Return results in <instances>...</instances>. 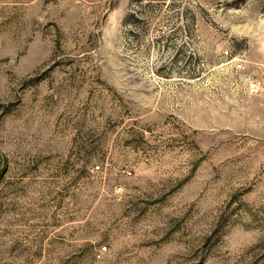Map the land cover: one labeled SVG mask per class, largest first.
I'll return each mask as SVG.
<instances>
[{
  "label": "rangeland",
  "instance_id": "obj_1",
  "mask_svg": "<svg viewBox=\"0 0 264 264\" xmlns=\"http://www.w3.org/2000/svg\"><path fill=\"white\" fill-rule=\"evenodd\" d=\"M0 264H264V0H0Z\"/></svg>",
  "mask_w": 264,
  "mask_h": 264
},
{
  "label": "built area",
  "instance_id": "obj_2",
  "mask_svg": "<svg viewBox=\"0 0 264 264\" xmlns=\"http://www.w3.org/2000/svg\"><path fill=\"white\" fill-rule=\"evenodd\" d=\"M242 68H243L242 65H239V66H238V69H242ZM257 84H258V85H261V83H260L259 81L257 82Z\"/></svg>",
  "mask_w": 264,
  "mask_h": 264
}]
</instances>
